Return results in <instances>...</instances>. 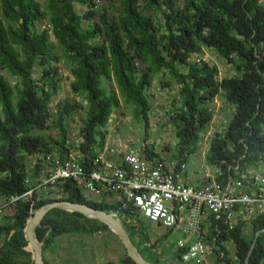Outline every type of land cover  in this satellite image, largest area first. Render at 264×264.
<instances>
[{"label": "trees", "instance_id": "1", "mask_svg": "<svg viewBox=\"0 0 264 264\" xmlns=\"http://www.w3.org/2000/svg\"><path fill=\"white\" fill-rule=\"evenodd\" d=\"M106 1L115 6V14L109 6L94 7L95 0H0V191L22 195L33 188L32 176L26 180L35 155L53 152L64 159L77 148L68 141L67 121L77 107L82 108L78 135L83 138L78 149L88 159L104 145L106 125L122 102L147 125L148 90L158 75L168 77L160 78L163 85H176L169 121L177 141L172 149L163 148L172 157L189 161L197 152L211 124V103L219 95L231 112L210 136L205 163L218 169L221 180L242 177L264 164V0ZM205 48L235 73L219 77L217 66L202 57ZM60 60L69 67L71 92L80 101L62 99L52 110ZM154 149L142 146L148 156L156 154ZM35 160L36 167L43 164L42 158ZM57 200L115 212L132 239L140 234L142 255L161 264L160 254L152 250L155 244L141 246L149 241L142 230L146 220L129 224V208L88 199L70 178L58 179L48 190L34 188L16 201L13 214L0 222V264H33L32 252L25 249L26 221L37 208ZM219 230L214 234L225 264H264V217L252 219L246 230L244 224ZM100 231L112 233L123 247L105 223L58 208L44 215L34 233L49 264L45 254L57 237ZM222 240H231L233 249ZM123 250L117 261L105 264H136Z\"/></svg>", "mask_w": 264, "mask_h": 264}, {"label": "built area", "instance_id": "2", "mask_svg": "<svg viewBox=\"0 0 264 264\" xmlns=\"http://www.w3.org/2000/svg\"><path fill=\"white\" fill-rule=\"evenodd\" d=\"M95 2L98 7L100 0ZM68 141L77 148L67 158L51 152L35 155L29 162L26 182L32 176L33 188L22 195L0 191V222L13 214L16 201L32 189L48 190L58 179L70 178L88 199L129 208L127 221L133 226L146 220L177 231L174 248L180 264H225L214 233L219 234L220 226L230 230L240 224L246 230L252 219L264 217V164L242 177L221 180L218 169L202 163L191 178L188 161L172 157L169 150L155 148L156 154L148 156L141 144H104L88 159L78 149L81 136H70ZM36 156L43 160L39 167ZM221 243L229 250L234 247L231 240Z\"/></svg>", "mask_w": 264, "mask_h": 264}, {"label": "rangeland", "instance_id": "3", "mask_svg": "<svg viewBox=\"0 0 264 264\" xmlns=\"http://www.w3.org/2000/svg\"><path fill=\"white\" fill-rule=\"evenodd\" d=\"M38 1L41 4L45 2V0ZM100 5L102 7H108L110 4L106 0H100ZM78 8L82 10V7L79 6ZM107 9L111 14L116 13L115 6H109ZM41 22L39 26L45 24L46 21L43 20ZM50 39L53 40V37L50 36ZM202 57L217 66L219 77L235 73L233 67L223 58L219 57L212 49L205 48ZM56 65L60 73V88L52 98L51 104L53 108L62 99L79 100V97L74 96L71 92L70 83L72 75L70 74L69 67L63 60L56 62ZM2 73L8 77L7 73L4 71ZM39 74V68L35 67L33 76L38 78ZM160 78H165L166 80L168 77L158 75L153 79L148 90L149 100L151 102V109L148 113V124L146 125L143 121H139L133 115V107L122 102L120 107L111 114L106 125L107 135L115 138V140L109 138L110 140L108 139V142L110 141L112 143L115 141L117 144L122 139L126 143L132 142L141 144L142 146L144 144H151L159 151L165 150L163 148L166 146L170 149L175 147L177 140L174 129L169 121V112L172 109L171 101L176 93V85L172 81L163 85ZM211 106L213 108L211 124L208 127V131L201 137L199 149L189 159L191 165L196 168L195 171H191V178L198 173L197 168H201L202 163L207 165L204 158L209 148V138L216 129L226 124L231 112V109L219 95L214 97ZM81 111V107L75 108L73 110V116L67 119L70 124V136H75L76 138H78L79 116L82 113ZM170 149L169 151L171 152ZM193 181L195 180L193 179ZM142 230L148 234V238L151 241L155 240L157 236L160 237L158 253L167 255L166 257L171 259L168 264H179L176 258H170L172 255L171 249L174 247L177 239V231H171L152 221H147L142 227ZM123 251V247L112 233L100 231L92 235L59 236L56 238L54 247L50 251H47L45 255L49 264H105L109 260L117 261L123 254Z\"/></svg>", "mask_w": 264, "mask_h": 264}, {"label": "water", "instance_id": "4", "mask_svg": "<svg viewBox=\"0 0 264 264\" xmlns=\"http://www.w3.org/2000/svg\"><path fill=\"white\" fill-rule=\"evenodd\" d=\"M58 208L70 212H79L86 217L98 219L105 223L109 229L118 237L121 241L126 254L136 264H152L146 259L139 251L137 244L139 242L140 234H135L134 238L130 237V234L123 226L122 220L119 216H116L115 212H107L102 209L94 208L87 203L73 202L69 200H57L46 203L37 208L32 216L26 221V235L28 244L25 249L30 250L33 256V264H45L43 256L42 242H40L34 233L35 227L38 226L43 219L44 215L51 209ZM258 233L255 234L252 244L250 246V253L255 245Z\"/></svg>", "mask_w": 264, "mask_h": 264}, {"label": "crops", "instance_id": "5", "mask_svg": "<svg viewBox=\"0 0 264 264\" xmlns=\"http://www.w3.org/2000/svg\"><path fill=\"white\" fill-rule=\"evenodd\" d=\"M109 138H111L112 140H115V138L114 137H109V135H106V137H105V143L104 144H109V145H115V146H118V145H121L122 143H124L125 141H122V139L121 140H119L118 141V143L116 144L115 143V141L114 142H108V139ZM114 138V139H113ZM110 140V139H109ZM189 163V172H188V174L190 175L191 174V171H195V166H192L191 165V162L189 161L188 162ZM157 225H159V224H157ZM148 235V234H147ZM151 243H153V244H155V248H157V250H155L154 249V251H157L158 252V250H159V247H160V237H156V239L155 240H153V241H151V240H149ZM141 246H143L144 247V242L142 243V245ZM147 247V246H146ZM153 250V249H152ZM171 252H172V255L170 256V258H176L177 259V256H176V251H175V248L174 247H172V249H171ZM160 256V262H161V264H168V262H170V260L171 259H168L165 255H159ZM162 256H163V259H162ZM177 261H178V259H177ZM178 263H179V261H178ZM180 264V263H179Z\"/></svg>", "mask_w": 264, "mask_h": 264}]
</instances>
